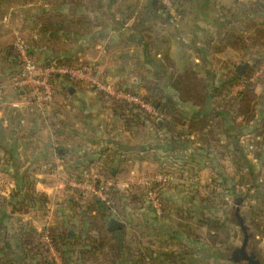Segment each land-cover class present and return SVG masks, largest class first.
Segmentation results:
<instances>
[{
  "label": "crops",
  "instance_id": "crops-1",
  "mask_svg": "<svg viewBox=\"0 0 264 264\" xmlns=\"http://www.w3.org/2000/svg\"><path fill=\"white\" fill-rule=\"evenodd\" d=\"M13 1L0 0V179L6 177L10 181H17L23 177L17 164L20 165L22 159L21 149L30 139L26 137L27 140L21 133L27 128L25 117L32 114L30 109L33 108L34 119L31 120L32 125L29 124V134L34 132L30 144H34V164L37 166L34 173L37 181L41 180V175L49 174L43 167L52 157L56 140L69 143L70 150L62 153L60 158L71 157L77 166L110 157L117 168L127 161H134L157 169L168 156L192 151V138L197 134L205 135L206 129L191 132L186 126L175 128L176 131H182L183 135H172L166 128H160L148 120L128 128L122 124L121 115L114 112L109 102L97 92L63 78H58L55 83V100L49 111L41 109L32 101L29 90H13L9 83L15 65L7 47L18 38L24 21L20 19L22 22L18 25L17 12L7 11L6 6ZM263 6L264 0H183L181 14L172 15L174 19L168 21L157 14L159 0H95L93 3L80 0L76 7L79 8L76 12L78 24H72V15L65 13L62 23L66 29L49 31L50 51L52 56L67 60L93 62L108 80L117 84L135 86L147 82L164 83L168 85V94L178 99V93L171 87L172 76L183 71L190 63L201 77L207 78L205 80L208 83L216 84L232 67L236 69L239 63L248 61L252 67L254 61L264 59ZM67 15L69 23L65 19ZM214 58L220 61V74L213 71L214 66L217 67ZM71 86L74 87L72 93L69 92ZM256 92L257 115L250 122H254L253 126L248 124L252 127L250 131H256L262 121L264 123V87L259 85ZM187 105H190L188 111L198 109L192 104H184V113H187L184 111ZM59 108L65 115L59 122L62 126L58 128L60 130L53 132L54 124L50 126L49 123L61 117ZM43 111H48L47 121H51L43 119ZM159 119L160 125L162 120ZM139 126L146 136L143 143L130 139L129 132H134ZM123 133L127 136L125 140H121L124 138ZM56 134L59 137H55ZM72 139H77L78 143L70 145ZM192 159L197 168L204 164L200 158ZM117 168L113 169L112 175L122 181L120 176L124 168ZM131 179L127 176L122 182L125 184ZM16 187V183L11 184L8 191L0 187V218L4 219L8 233H16L9 236L10 243H16L18 231L24 224H30L37 230L51 224L67 225L61 211L57 212L55 221L51 223L48 217L53 210L47 209L45 220L37 221L42 224L38 226L37 222L35 224L25 216L34 209L27 213L14 210L12 196L17 191ZM179 193L183 196L192 194L189 190H179ZM121 213L125 215L126 211ZM17 214L22 216L17 219L19 227L12 229L8 218ZM119 220L124 223L121 229L124 230L125 222ZM57 260L61 264L58 256Z\"/></svg>",
  "mask_w": 264,
  "mask_h": 264
},
{
  "label": "rangeland",
  "instance_id": "rangeland-1",
  "mask_svg": "<svg viewBox=\"0 0 264 264\" xmlns=\"http://www.w3.org/2000/svg\"><path fill=\"white\" fill-rule=\"evenodd\" d=\"M86 1L93 3L95 0ZM13 2L14 3H11V5L8 4L6 7L8 12H17L16 23H18V25H23L18 37L23 38L32 46L33 53L39 63L47 65L51 61H54L56 56H52L50 51L51 44L48 34L52 29H49L51 26L49 23L56 22L57 20L61 21L57 23H62L64 21L62 16L67 13L68 15H72V24H78L76 12H78L77 10L79 8L77 9L76 7L80 0H14ZM30 4L32 5L30 6ZM53 8H55V10ZM20 11L21 13L19 14ZM68 15L65 18L66 22L67 20L70 21ZM20 19H24L23 23H21L22 21ZM77 27L78 25H76V28ZM60 44L61 43H59V45ZM219 62L220 61L215 59L217 67L214 66L213 68V71L218 74L221 73V67L218 66ZM93 64L97 66L95 63ZM261 66V70L256 74L257 76H260L264 71V61ZM97 68L102 73V70L98 66ZM231 71L236 70L232 67ZM209 84L211 89L213 85L212 83ZM139 85V93L142 94L144 91L141 89V83L135 85V87ZM157 85L164 89L168 86L164 83H157ZM9 87L13 88L11 81ZM127 87L131 88L133 86L127 85ZM241 89L242 86L240 84L233 86L231 96H236ZM13 90L15 89L13 88ZM168 91L169 90H167V92ZM126 103L130 104L129 102ZM221 103V98L213 96L211 98L210 96L206 105L203 104L201 107H196H199V109L201 108L203 112L209 113L214 109L220 110ZM259 105H261V102ZM51 107L53 106L51 105ZM141 108L144 110L142 113L143 116L145 112L153 115L150 122L155 124L156 119L160 115H158L153 108L152 110ZM189 108L190 105H187L184 111L187 112ZM30 110L31 113L34 114V108ZM48 111H43L44 114L42 116L45 121H47L48 118ZM58 111L61 114V117H59L60 119L49 120L51 121V124L49 123L50 126L54 124V127H52L53 132L56 129L60 130L58 128L62 126L59 125V122H61V119H64L63 116L65 115L60 108ZM32 114L25 117L27 128L21 135H24L25 138L27 137L30 140L26 138L28 141L21 149L22 159L20 165L17 164L24 178L22 177L17 181H10L9 178L4 177V179H0V187L3 191H8L11 184L14 185V183H16L17 187L15 189L18 187L20 190L22 189V193H20L21 197H23L24 194H31L32 196H34V194H43L48 196L45 208L42 207V203L39 202V204L37 203V207L34 208V211L25 215L31 221H34L35 224L37 221L45 220L44 216H46L47 209H52L53 213L48 217L50 220L49 222L53 223L57 217V212L60 213L61 211L60 214L67 221V225L71 227L72 231L75 232L77 230L82 233L80 227L81 223L82 221L86 223L90 221V214L87 210L95 197L73 186L72 181L73 179H81L82 174L88 171L89 173H98L101 175L102 180H110L114 183V190L111 189L110 191H113L114 201V209L111 213L114 217L116 216L115 218L122 219L125 222L126 228L123 230V234L126 236L133 250L129 252L131 255L130 257L127 255L130 260L133 259L136 261L141 254L147 253L146 250L150 249L158 254L167 253L169 256L167 259H170L167 261L169 264H235V262L230 259L232 257V251L235 250L236 247L241 246L244 237L237 216L235 215L237 209H239V214L244 218L246 228L252 234L247 251L249 254L253 253L261 256L262 264H264V239L261 238L260 235H257L252 224V219L255 217L256 213L253 207L258 203L256 201V192L252 186L254 182L253 175L249 174L247 165V162L253 165L258 182L264 184V158L259 160L255 156L257 151L262 150V146L254 143L255 132L250 131L252 127L248 125L250 124L253 126L254 122L245 123L242 116L237 118L230 116L224 120V124L231 125L234 130L232 131L239 134V150L237 151V145L234 144L232 140L229 141L226 133H223V126L219 127L215 124V129H208L206 127L205 135L197 134L192 138V143L190 145L193 149L192 151L177 152L172 156H168L157 169L152 168V166H147L148 164L146 163L141 165L134 161H127L119 166L121 170L124 168L120 176L123 180L127 176L132 178L125 184H123V180H116L113 175L111 176L108 173V168L112 169V171L114 168H117L116 163L109 164L108 168L107 164H105L104 168L103 164L100 165L102 160L103 162L104 159L106 160V157L96 163L81 166H77L71 157L65 158L66 160L60 158V155L62 153H67L70 147L68 146L69 143L63 140H56V145L53 147L54 150L52 151V157L49 158L48 163L43 167V170H48L49 174L41 175V180L37 181L34 173L37 167L36 164H34V144H30V141L34 139V132H30L29 134V124L32 125L31 120L34 119ZM122 124L126 126L124 119ZM138 124H142V121L138 122ZM140 128L139 126L138 129L136 128L134 132H129V134L131 135L130 139L132 138V140L136 142L140 140V142L143 143L146 136L142 133V129ZM122 135L124 138L121 137V140H125L127 136L125 137L124 135L126 134L123 133ZM55 137H59V134H56ZM70 143V145H73L77 144L78 141L77 139H72ZM190 155H192V157ZM133 157L136 160L138 159L137 156H132V158ZM244 157L246 162L242 159ZM192 158H200V161H204V164L197 168L193 164ZM108 159H110V157H108ZM160 172L170 175L171 180L161 189L163 207L162 212L158 213L148 202V186L145 184V181ZM222 176H225V181H223ZM227 185L230 188L231 186H235L236 194L222 189V187L227 188ZM179 190H189L192 194L183 196L179 193ZM44 191H48V194ZM214 192L216 193L214 194ZM48 205L50 208H47ZM121 211H126V214L123 215ZM85 212L88 214L84 216ZM202 214L207 218L216 215L222 220L230 222V224L228 222L227 228L221 233V238L227 241L226 245H216L217 247H215L209 244V235H211L209 233H211V230H209L206 225L201 224L205 223L201 220ZM19 217L22 216L17 214L8 218V222H11L10 226L13 225L12 229H14V227H19L17 221ZM60 220H62V218ZM70 220H72L74 226L70 225ZM181 223L191 224L200 237H202V241H196L195 238L189 237L186 233H183L180 225ZM36 225L40 226L42 224L41 222H37ZM86 229L87 228H85L83 235L88 234ZM15 234L14 232H10L9 236H14ZM173 236L174 238H172ZM100 260H103L102 256H100ZM161 260L165 261V256H163ZM131 263L130 261L128 264Z\"/></svg>",
  "mask_w": 264,
  "mask_h": 264
},
{
  "label": "trees",
  "instance_id": "trees-1",
  "mask_svg": "<svg viewBox=\"0 0 264 264\" xmlns=\"http://www.w3.org/2000/svg\"><path fill=\"white\" fill-rule=\"evenodd\" d=\"M182 1L183 0H173V6L177 15L181 14ZM162 10L161 6L157 9V14L162 17V19L168 21L174 19L170 13ZM262 10L264 12V6ZM49 25H51L49 29H66L63 23L51 22ZM7 52L15 65L13 68V77L19 72L20 60L14 44L7 47ZM263 61L264 59L256 62L254 61L252 67H250L243 76L236 71L230 70L218 83L212 84L213 86H211V89L210 84L199 75L197 69L190 63L183 71L178 72L175 76L173 75L174 77L172 76L171 86L178 93V99L169 95L167 89L157 85V83H141V89L144 91V93H142L143 95L139 93L138 88L140 85L131 88L122 83H118L117 85L120 89L140 94L146 102L150 103L157 111L158 115H160L156 119L155 125H158L160 128H166L168 133L181 136L183 135L181 133L182 131L179 132L175 130L178 126H186L189 131L193 132L192 130L200 131L206 129V127L208 129H215L214 125L217 124L219 127L223 126V133H226L229 141L232 140L234 144L237 145V151L239 150V134L233 132L234 130L231 125L224 124V120L230 116H233V118L242 116L245 123H250L256 118L258 104L256 88L259 85L264 87V71L260 76H257L256 73L261 70ZM51 62H56L60 65L75 66L81 61L56 57L55 60ZM58 78L70 81L74 85L79 84L71 81L68 77L53 75L52 84L54 89ZM239 84L242 86V89L236 96L232 97V87ZM96 92L102 99L109 102L114 112H118L121 115L128 128L141 121L142 123H144L145 120L151 121L153 117V115L147 114V112H145L143 116L142 113L144 110L140 105L128 104L123 100L115 99L103 92ZM210 96L211 98L212 96L221 98L222 103L220 110L214 109L207 113L203 112V110L198 107L196 111L191 110L187 111V113H183L182 106L184 104H192L194 107H201L203 104L206 105ZM159 118L162 120L160 125ZM262 119L264 120V117ZM254 132V143L262 146V150L255 153L256 158L260 160L264 158L263 121ZM242 159L246 162L245 157ZM111 163L112 160L104 159V162L102 160L100 165L103 164L104 168L105 164H107L108 168V165ZM247 165L249 174L253 175L254 182L252 186L256 192V201L258 203L253 207L256 213L254 212L255 217L252 219V224L257 235H260L261 238L264 239V184L258 182L253 165L249 162H247ZM108 169L109 175L112 176V169ZM222 178L223 181H225V176H222ZM99 182L98 179L97 184H99ZM222 189H226L233 194L235 193V186H231L230 188L227 185V188L222 187ZM20 193H22V189L20 190L18 187L16 193H14V197L12 196L14 210L27 213L36 208L39 202L42 203V207L44 208L47 205V196L43 194H34V196L31 194H24L23 197H21ZM215 193L216 192H214V194ZM110 196H112L113 199V191L110 192ZM87 211L90 214V221L87 223L82 221L80 226L82 233L77 230V233L76 231L70 233L72 230L71 227L62 223L59 225H48L42 230H37L30 224H24L21 225L18 231V238L15 244L10 243L7 226L4 223V219L0 218V264H58L57 256L61 264H128L130 261L132 262L131 264H169L167 261L170 259H167V257H169L167 253L158 254L150 249L146 250L147 253L141 254L136 261L133 259L130 260L129 257L131 255L129 252L133 250L126 236L123 234V230L120 229V232L118 230L110 232L107 229V220L112 216L110 207L104 201L94 198L88 206ZM86 214L88 213L85 212L84 216ZM201 218V220L205 222L201 224L206 225L207 228L211 230V233H209L211 234L209 235V244L215 247L218 245H226L227 241L221 238V233L227 228L229 221H224L216 215L207 218L202 214ZM70 225L74 226L72 220ZM180 225L183 233H186L189 237L195 238L196 241H202V237H200L191 224L181 223ZM85 228H87L86 230L88 231L87 235H83ZM172 238H174V236ZM100 256H102V261L100 260ZM163 256H165V261L161 260Z\"/></svg>",
  "mask_w": 264,
  "mask_h": 264
},
{
  "label": "built area",
  "instance_id": "built-area-1",
  "mask_svg": "<svg viewBox=\"0 0 264 264\" xmlns=\"http://www.w3.org/2000/svg\"><path fill=\"white\" fill-rule=\"evenodd\" d=\"M159 3L162 11L173 16L176 14L173 0H159ZM14 46L20 60V69L18 74L12 77V87L17 91L29 90L32 101H35L43 110L49 109L55 100V89L52 84L53 75L68 77L71 81L90 87L95 91H101L115 99L152 110L151 105L140 94L118 88L117 83L108 80L92 62L82 61L75 66L50 62L49 65L43 66L37 61L32 46L26 40L18 37ZM98 179L99 184H97ZM170 180V175L160 172L145 181L148 186V202L158 213L162 212L163 207L161 189ZM72 184L82 189L83 192L104 201L110 207V211H113L114 201L110 196L111 189L114 190L112 181H104L98 173L85 171L81 179H73Z\"/></svg>",
  "mask_w": 264,
  "mask_h": 264
},
{
  "label": "water",
  "instance_id": "water-1",
  "mask_svg": "<svg viewBox=\"0 0 264 264\" xmlns=\"http://www.w3.org/2000/svg\"><path fill=\"white\" fill-rule=\"evenodd\" d=\"M251 66L250 62H244V63H239L236 66V72H238L241 76H243L246 71L249 69ZM74 90V87H69V92L72 93ZM235 215L237 216L238 223L243 231V241L240 247H236L235 250L232 251V257L230 258L232 261L239 262V261H244V264H262V260L256 257V254L253 253H248L247 247L249 244V240L252 237V234L248 231V229L245 226L244 223V218L239 214V209H237ZM124 227V223L115 218V217H110L107 220V229L112 232L116 230H120ZM70 233H73L71 230Z\"/></svg>",
  "mask_w": 264,
  "mask_h": 264
},
{
  "label": "flooded vegetation",
  "instance_id": "flooded-vegetation-1",
  "mask_svg": "<svg viewBox=\"0 0 264 264\" xmlns=\"http://www.w3.org/2000/svg\"><path fill=\"white\" fill-rule=\"evenodd\" d=\"M256 257L261 259V256H258L257 254H256ZM235 264H244V261H239V262H236Z\"/></svg>",
  "mask_w": 264,
  "mask_h": 264
}]
</instances>
